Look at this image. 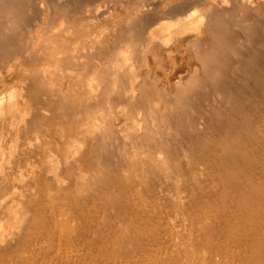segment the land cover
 <instances>
[{
	"label": "bare ground",
	"instance_id": "1",
	"mask_svg": "<svg viewBox=\"0 0 264 264\" xmlns=\"http://www.w3.org/2000/svg\"><path fill=\"white\" fill-rule=\"evenodd\" d=\"M93 1L0 0V62L13 55L6 49L28 51L34 40L25 36L27 25L19 21L25 11L28 15L37 11L41 16L39 31L48 29L45 34L49 37L61 38L60 27L67 22L63 31L73 40L78 36L79 18L62 19L53 25V15L61 12L63 17L64 7L75 3L90 6ZM137 1L116 5L105 1L103 11L101 7L84 8L88 21L96 17L109 20L113 14L118 18L107 34L98 35L94 43L87 41L89 55H77L78 44L68 47L67 39L57 41L61 42L59 50L55 45L46 49V62L52 67L79 66L74 76L62 75L61 70V76L47 72L46 64V68H33L18 85L11 84L15 76L9 80V73L0 78V148L6 149H0V192L10 195L14 190L7 189L8 184L26 181L23 190L27 197L16 203L11 196L14 200L9 205L4 201L5 192L3 200L0 195V204L4 201L3 207L8 205L7 209L0 206L7 210L0 212L4 214L0 216V264H175L169 223L157 203L163 186L158 183L161 173L172 164L170 170L186 164L182 175V167L171 172L185 176L184 189L201 212L190 226L192 234L206 241L203 264H264V105L255 119L251 114L233 116L223 125L224 136L214 143L204 141V132L197 131L198 121L208 122L221 105L220 98L228 99L226 106L231 104L228 96L232 95L221 89L226 83L221 66L241 69L246 54L253 50V56L258 47L264 48V0ZM54 3L63 6L55 11ZM115 52L126 55L113 62L110 56ZM207 84L214 88L211 98L207 93L203 106L196 113L192 108L193 116L187 121L188 144L193 139L199 141L201 152L187 146L191 151H183L181 160L168 149V120L186 109L182 102L190 104L187 99L201 96L200 88ZM101 98L106 104L99 109L103 112L96 114L99 110L94 109L103 104ZM116 108L126 111L121 123L115 120ZM176 109L180 110L174 113ZM55 123L68 125L69 132L57 134L60 137L52 148ZM32 138L36 144L31 143ZM119 142L124 149L130 143L137 152L129 156L130 152L120 151ZM52 149L59 154L53 155L57 160L52 158ZM139 155L143 173L134 178L131 159ZM101 182L109 185L106 190L111 186L115 192L111 189L106 196L104 191L103 212L91 200L93 193L100 192L96 185ZM61 197L70 200L64 199L71 210L70 219L64 217L65 223L54 211V205L61 201L55 204L56 199ZM57 215L62 216L61 212Z\"/></svg>",
	"mask_w": 264,
	"mask_h": 264
},
{
	"label": "rangeland",
	"instance_id": "2",
	"mask_svg": "<svg viewBox=\"0 0 264 264\" xmlns=\"http://www.w3.org/2000/svg\"><path fill=\"white\" fill-rule=\"evenodd\" d=\"M105 1L106 2H109L108 4L109 5H116V4H121L120 2H123V3H128V2H131V3H135V2H138L137 0H126V2H125V0L123 1V0H94L93 1V3L90 5V6H85L84 4H70L69 6H67V7H64V10H63V17H62V15H61V12H59L58 14L59 15H53V25H57L59 22H61L62 21V19H66V21H67V19H71L72 17H74V18H79V21L77 20V19H75L76 20V26L77 27H79V29L77 28L76 29V33H77V35L78 36H76L75 37V39L73 38V40H72V37L73 36H69V35H71V34H66L65 33V31H63V29L66 27V25H67V22L66 23H62L63 25H62V27H60V30L61 31H59V35L61 36V38H58V36L57 37H53V36H51V37H49V34L48 35H46L45 33L47 32V30L48 29H43L42 31L40 30L39 31V27H41V16L37 13V11H33L32 13H30L29 15H28V13L25 11V13L23 14V16H22V18H21V20L19 19V21H20V24H22V25H27L26 27H27V30H26V37H33V42L32 43H30L29 44V50L28 51H25V49H23V50H21V51H18V50H15L14 49V47L13 48H11V49H6L7 50V52H8V50H9V52L11 51V53L13 52V55L6 61V62H3V63H1L0 62V69H1V71H0V78H6V76L8 75V73H9V76H11V78H9V80H11L14 76V78H15V80H14V78L12 79V81H11V84L12 83H14V85H18L20 82H21V79H25L26 80V75L28 76V73H29V71H31L33 68H37V69H42L43 67H45V66H47V65H49V66H47L48 68H46V71L47 72H52V73H57V75H59L60 73V70H61V72H64V73H62V75H64L65 74V76H74L75 75V73H77V71L76 70H78L79 71V69H80V67L79 66H74V65H72V66H70V67H68V68H64V67H52V65H51V63L49 64H47V60H46V58H45V53H46V51H47V53L49 52L48 50H46V49H48L49 47L51 48V47H53L54 45H55V47H56V50H59V46H60V44H61V42L59 43L58 42V44H57V41H60V40H65V39H67L68 40V43H67V46L68 47H71V48H73L74 46H75V44L77 45L78 44V50L77 51H79V53L77 54V55H79V56H87V55H89V50H88V45H87V41L89 42V40L91 39V41L90 42H92V43H94L95 41H97V40H95V39H99L100 37H101V34L102 33H105V34H107V32H109L110 30H111V28H112V26L114 25V23L117 21V17H115L116 15L115 14H113V15H115V16H110L109 18H107V19H109V20H104V18L103 17H96V18H93L91 21L89 20L88 21V18H87V14H86V7H87V9L89 8V9H93V8H95V7H103L104 8V5H105ZM135 1V2H134ZM142 1H148V0H140V2H142ZM156 1V0H155ZM157 1H163V2H165L166 0H157ZM103 2V3H102ZM168 2H171V1H168ZM168 2H165V3H168ZM84 3V2H83ZM96 3H98V4H100V5H98V4H96ZM55 4V6H54V9H55V11H57V10H59L60 8H61V6H63V3H54ZM58 4V5H57ZM93 4H95V6L93 5ZM169 4V3H168ZM85 7H84V6ZM97 5V6H96ZM105 6H107V5H105ZM100 8L99 10L100 11H103V8ZM85 8V9H84ZM63 9V8H62ZM67 10H68V12H67ZM85 10V11H84ZM66 13V14H65ZM85 14V15H84ZM68 16V17H67ZM86 18H85V17ZM82 17H83V19H82ZM112 17H114V18H112ZM36 18V19H35ZM82 19V20H81ZM81 20V21H80ZM114 20V21H113ZM29 22V23H28ZM91 23V25H90V23ZM110 22V23H109ZM81 24V25H80ZM85 25V26H84ZM86 27V28H85ZM88 28V29H87ZM107 28V29H106ZM109 28V29H108ZM95 29V30H94ZM101 29L103 30V31H101ZM85 31V32H84ZM41 32H42V34H41ZM81 33V35L80 34H78V33ZM64 34L65 35H67V38H66V36H64ZM105 34H102V36L103 35H105ZM100 37H99V36ZM96 36V37H95ZM48 37V38H47ZM70 37H71V39H70ZM93 37V38H92ZM98 37V38H97ZM69 38V39H68ZM40 39V40H39ZM59 39V40H58ZM45 40H46V42H45ZM53 40V41H52ZM71 40V41H70ZM93 40H95V41H93ZM82 41V42H81ZM40 42V43H39ZM41 42H43V43H41ZM48 42V43H47ZM78 42V43H77ZM89 42V43H90ZM45 43H47V44H45ZM50 43V44H49ZM16 44V43H15ZM49 44V45H48ZM69 44V45H68ZM81 44V45H80ZM86 44V45H85ZM36 45H37V49H36ZM50 45H53V46H50ZM31 46V47H30ZM81 46H82V48H84L83 50H81ZM84 46V47H83ZM33 47V48H32ZM40 47V48H39ZM32 48V49H31ZM50 48H49V50H50ZM255 48L256 47H254V51H255ZM257 49V48H256ZM45 52H44V51ZM52 50H54V52L56 51L54 48L52 49ZM86 52H85V51ZM15 51V52H14ZM16 51H18V52H16ZM122 51V50H121ZM253 50H251V52H252ZM2 53H3V51H1ZM38 52H39V54H38ZM81 52H83V53H81ZM117 52L118 53H120L119 52V50H117ZM248 52H250V51H248ZM249 53L248 55L246 54L245 56H244V63H242L240 66H241V69H240V67H238L237 69H235L236 70V72H234L233 70H232V68H228V69H224L223 68V65L221 66V72L222 73H224V77L222 78L224 81H226V83H224L225 85L224 86H222L221 87V89H225L227 92H228V94L230 93L232 96H228V98L230 97V99H231V101L229 100V103H231L229 106H226V104H227V100L225 101V99H223V98H220L219 100H220V103L219 104H221V105H218V109L216 110V112L213 114L212 113V115H211V117L209 116L208 117V122H203L202 121V123H201V121L199 120L198 122H200L199 124H198V129H197V131L198 132H204V134L203 135H205V138H204V141H206V142H208V143H214V142H216L217 140H219V138H221L222 136H224V134L226 133V128L223 126V125H225V123L226 122H228V121H230V120H232V119H234L233 118V116L235 117H237V116H242L243 114H247V115H249V114H251L252 115V119H255L256 117V115L258 114V112H259V109H260V107L262 106V105H264V48H259L258 47V51L256 50L255 52L256 53H253V56H252V53ZM33 53V54H32ZM77 53V52H76ZM85 53V54H84ZM15 54H17V55H15ZM31 54V55H30ZM38 54V55H37ZM41 54V55H40ZM42 54H44V57H43V55ZM55 54V53H54ZM115 55H112V56H110V59L113 61V59L114 60H116V58H120V56H125L126 54H117L116 52L114 53ZM254 54H258L256 57H255V55ZM16 57H15V56ZM26 55V56H25ZM28 55H29V57L31 56V59L28 57ZM37 56V57H36ZM20 57H21V59H20ZM26 57V58H25ZM36 57V58H35ZM40 57H41V59H40ZM249 59H248V58ZM16 58H18L17 60H16ZM33 58H35L34 60L36 61H34L33 60ZM45 58V59H44ZM23 59V60H22ZM44 59V60H43ZM23 61V62H22ZM250 61H252V65H251V67L249 68V64H250ZM36 63V65L37 66H35V63ZM113 62H115V61H113ZM18 63V64H17ZM20 63V64H19ZM34 63V64H33ZM47 64V65H46ZM5 65V66H4ZM20 65V66H19ZM9 66V67H8ZM33 66V67H32ZM51 66V67H50ZM74 66V67H73ZM11 67V68H10ZM15 67V68H14ZM20 67V68H19ZM22 67L26 70V72L25 71H22V70H24V69H22ZM32 67V68H31ZM263 67V68H262ZM4 68H6V69H4ZM56 69V71H54L55 69ZM60 68V69H59ZM64 68V69H63ZM71 68V69H70ZM79 68V69H78ZM10 69H11V71H10ZM13 69V70H12ZM20 69V70H19ZM57 69H59V70H57ZM6 70V71H5ZM62 70H64V71H62ZM238 70V71H237ZM243 70V71H245L244 73H243V71L241 72V71ZM7 71H9V72H7ZM70 71V72H69ZM233 71V72H232ZM25 72V73H24ZM14 73H15V75H14ZM27 73V74H26ZM59 73V74H58ZM68 73V74H67ZM73 73V74H72ZM225 73H227V74H225ZM236 73V74H235ZM18 77H17V76ZM2 76V77H1ZM24 76V77H23ZM60 76H61V74H60ZM21 78V79H20ZM85 79H87L86 77H85ZM102 79V78H101ZM141 79L140 78H138V81H140ZM0 81H1V79H0ZM16 81V82H15ZM23 81V80H22ZM86 81V80H85ZM260 84H263V86L262 87H260ZM1 85V84H0ZM208 86V87H207ZM211 85L210 84H207L206 85V87L205 86H203L202 88H200V90L202 91V93H200L201 94V96H198L197 98H196V96H194V98L195 99H199L198 101L196 100L195 102H193V101H190V99L191 100H195L193 97H190L189 99H187V100H189V102H190V104L187 102V101H184L185 102V104L183 105V102H182V107L184 106V108H186V109H184V110H180L181 112H182V114L181 115H179L181 112L179 111H177V109H176V111L174 112V113H177L178 112V115L177 114H175V115H177V116H175V117H172V116H174V114L172 115V116H170V120H168V125H169V122L171 123L170 125H169V129H170V132H169V135L168 136H166L167 138H168V143L167 144H169V146H168V149L170 150V153H176V154H178L179 156H180V159L182 160L183 159V151H184V153L186 152V153H188L187 152V150H190L191 151V148H193L192 150L195 152L196 150L198 151H196V153H200L201 152V150H200V147L198 148V145L197 144H200V142L198 141V142H195V140L193 141V140H191V143L190 144H188V141H190V137H187L186 135L188 134V122H189V118L188 117H190L191 116V114H192V112H193V110H194V112L196 113V111H199L198 109H200L202 106H203V104L205 103L204 102V99L205 98H207L208 96V94L207 93H209L210 95H209V98H211V93H212V90L214 89H211L212 88V86L210 87ZM239 86V87H238ZM238 87V88H237ZM242 87V88H241ZM208 88V89H207ZM238 89V90H237ZM210 91V92H209ZM200 92V91H199ZM203 93H205L204 95H203ZM199 94V95H200ZM207 94V95H206ZM229 94V95H230ZM203 95V96H202ZM260 96V97H259ZM263 96V97H262ZM223 97V96H222ZM238 97V98H237ZM261 97H262V99H261ZM208 98V99H209ZM233 98H234V100H235V103L233 102L234 100H233ZM101 100L103 101L104 100V98H101ZM207 100V99H206ZM205 100V101H206ZM204 103H203V102ZM245 101L247 102V103H245ZM105 101H103V104H102V102H101V104H99L100 106H98L97 108H95L94 110L97 112L99 109H102V108H104L105 107V105L104 104H106V103H104ZM198 102V103H197ZM199 102H200V104H199ZM224 102V103H223ZM240 102V104H238ZM187 104H188V106H187ZM196 104H198V105H196ZM235 104H237L236 106L237 107H234L233 105H235ZM253 104V105H252ZM101 105H102V107H101ZM185 106H187V107H185ZM198 106V107H197ZM224 106H226V107H224ZM231 106V108L230 109H228L227 107H230ZM232 106H233V110H232ZM100 107V108H99ZM178 107H179V105H178ZM188 107H189V109H188ZM200 107V108H199ZM179 108H181V104H180V107ZM192 108H193V110H192ZM239 109V111H238V109ZM123 108H116V110H115V112L116 111H118V112H116V114L114 115L115 116V120L116 121H123L125 118V114H126V111H124V110H122ZM183 109V108H182ZM225 109V110H224ZM227 109V110H226ZM93 110V111H94ZM219 110H221V111H219ZM232 110V111H231ZM94 111V112H95ZM217 111H219V112H217ZM256 111V112H255ZM95 112V113H96ZM99 112V113H98ZM96 114H100V113H102L103 112V110L100 112V110L98 111ZM185 112V113H184ZM232 112V113H231ZM236 113V115H235V113ZM125 113V114H124ZM218 113V114H217ZM123 114V115H122ZM215 114H217V115H219V116H216L215 117ZM262 114H264V112H262ZM187 115H189V116H187ZM193 116V115H192ZM191 116V117H192ZM116 117H117V119H116ZM123 118V120H121ZM181 118V119H180ZM218 118V119H217ZM176 119V120H175ZM212 119V120H211ZM220 119H221V121H222V125H221V121H220ZM202 120V119H201ZM177 121V122H176ZM188 121V122H187ZM217 121H219L220 123H218ZM173 122V123H172ZM119 123H121V122H119ZM184 123V124H183ZM204 124V125H203ZM218 124V125H217ZM179 125V126H178ZM68 127V125H65V126H60V125H58V124H54L53 126H52V136L54 137L53 138V142L57 139V137H58V139H59V137L63 134V132L64 133H67L68 134V132H69V127ZM185 126V127H184ZM222 126V127H221ZM55 127H56V129H57V132H55L56 131V129H55ZM62 130V128H63V131H58V130H60V129ZM173 128V129H172ZM179 128V129H178ZM200 128V129H199ZM188 129V130H187ZM54 130V131H53ZM64 130H66V131H68V132H66V131H64ZM172 130V131H171ZM180 130V131H179ZM222 130H223V132H222ZM174 131V132H173ZM179 131V132H178ZM188 131V132H187ZM208 131V132H207ZM210 131H211V133H212V135H211V133H210ZM60 132H62V134H60ZM175 132H178L179 133V135H177V133H175ZM220 135H216L217 133ZM171 133V134H170ZM224 133V134H223ZM55 134V135H54ZM60 135V136H56V135ZM67 134H65L64 136H67ZM176 135V136H175ZM181 138H179V137ZM189 140H188V139ZM210 138V139H209ZM178 139V140H177ZM206 139H208L209 141H207ZM217 139V140H216ZM34 141V142H33ZM185 141V142H184ZM56 142V141H55ZM55 142H54V146H53V144H52V148L53 147H55L56 146V144H55ZM129 142V141H128ZM171 142V143H170ZM1 143V142H0ZM31 143L32 144H36V141H35V139L34 138H32L31 139ZM120 144H118V145H120V148H121V150L120 151H126L127 153H128V155L129 156H132L135 152H137L136 150H134V149H137V148H134V147H132L131 145H130V143H129V146H127V148L128 147H130L129 149H124L123 148V143H121V142H119ZM186 144V145H185ZM196 144V145H195ZM122 145V146H121ZM195 147H194V146ZM1 146V145H0ZM181 146V147H180ZM187 146L188 147H191V148H189V149H187ZM132 147V148H131ZM3 147H1L0 149H2ZM134 148V149H133ZM197 148V149H196ZM4 149V151H6V149H5V147L3 148ZM2 149V150H3ZM131 149V151H129ZM174 149V150H173ZM183 149V150H182ZM1 150V151H2ZM55 150V151H54ZM133 150V151H132ZM176 150V151H175ZM0 151V152H1ZM52 151H54L53 152V154H52V156L54 155V154H56V149H52ZM138 151H140L139 149H138ZM130 152V153H129ZM133 153V154H132ZM139 153V152H138ZM1 154V153H0ZM57 155H59L58 154V152H57ZM57 155H54L55 157L57 156ZM52 157V158H55V157ZM135 157V159L133 158V159H131V165H132V172H133V177L135 178H139V175L141 174L140 172L142 171V170H140V168L142 167V165H140V163H139V161L140 160H142V155H139V157L138 156H134ZM141 158V159H140ZM58 159V158H57ZM56 158L54 159V160H57ZM138 159H140V160H138ZM136 160V161H135ZM184 160V159H183ZM0 162H1V158H0ZM184 162V161H183ZM1 164V163H0ZM135 164V165H134ZM186 164H183V166H181L180 168H181V173H180V171H179V173L182 175L184 172H186V167H185V169H184V166H185ZM174 168V164H172L170 167H167V168H165L164 167V172L163 173H161L162 174V176L164 177H161L160 178V181L158 182L160 185V189H162V190H159V194H160V192H163V193H161L160 195L159 194H157V203H159L158 204V207L160 206L161 208L159 209L160 210V212L162 213V215H166L165 217H166V221L169 223V231H170V233H171V241H173V243L171 244V245H173V244H175L174 246L176 247V249H174V246L172 247V250H174V251H172V254H173V256H175V258H176V261L177 262H179L180 264H182V261H183V263L185 262H187V264H191V263H193V264H203V261H201V259H203V257H204V254H205V251H206V247L205 246H203V245H206L205 243H206V241H205V243H204V241H202L201 239H200V237H196L195 236V234H192L191 233V226H190V223L192 222V219H193V217H195L196 216V213H197V215H198V213H201L200 211H198V209L197 208H195L196 207V204H197V201H195V199H194V197L192 196H190L189 195V191H187V190H185L184 188V186H185V184H186V181H185V176H180V177H178L177 175L175 176L174 174H172V172L171 171H176V170H180V168L178 167V168H175V169H173V170H170L171 168ZM142 169V168H141ZM170 170V172H168ZM0 171H1V165H0ZM184 171V172H183ZM165 172H166V174H165ZM168 172V173H167ZM142 173H143V171H142ZM1 174V173H0ZM146 174V173H145ZM144 174V175H145ZM163 174H165V175H163ZM147 175H149V174H147ZM171 175V176H170ZM165 176H166V178H165ZM0 177H1V175H0ZM177 177V178H176ZM171 179V180H170ZM166 180V181H165ZM18 181V180H17ZM17 181H13V182H11V184H8V186H7V189H10L11 191H12V188H13V190L14 191H16V194H15V192L14 191H12V193L11 194H13V195H9L8 194V192L6 193L5 191V195H6V198H5V196H3L4 195V192H2L3 194H1V192H0V195H1V197H2V200H3V198H5V200L4 201H7L6 202V204H9V202L12 200H14L13 198H15V200H14V202H20L21 200H24V201H26V199H27V197L25 196V191L23 190V186H25V184H26V181H19V182H17ZM0 182H1V178H0ZM166 182V183H165ZM19 183V184H18ZM102 183V182H101ZM101 183H99V185L97 184L96 185V187L97 186H99L96 190L98 191V189L100 190V192L98 191H96L97 193H96V195H95V193H93V195H95L96 197H98V199L95 197V196H93L92 195V197L93 198H91V200H93L94 202H95V204L97 205L98 204V206L97 207H101L100 208V210L99 211H102L103 212V210H104V208H102V206H103V203H104V201L106 200V196H109L112 192H110V190L111 191H113L114 189L110 186V190L108 191V189H109V185L108 184H106V182H103L102 183V186H104L103 184H105V186L103 187V189H102V187L100 186L101 185ZM163 183V184H162ZM171 183V184H170ZM177 183V184H176ZM21 184V185H20ZM11 185V186H10ZM14 187H13V186ZM16 185V186H15ZM108 185V189L106 190V186ZM19 186V187H18ZM176 186V187H175ZM168 187V188H167ZM15 188L17 189V190H15ZM165 188V189H164ZM173 188V189H172ZM6 189V188H5ZM6 189V190H7ZM157 189H159V187H157ZM176 189V190H175ZM179 191H178V190ZM4 189H2L1 191H3ZM9 190V191H10ZM19 191H21V192H19ZM24 191V192H23ZM94 191V192H95ZM106 192V194H105V192ZM107 191H108V193H109V195H108V193H107ZM10 193V192H9ZM19 193V194H18ZM99 193L102 195H99ZM103 193H104V196H103ZM113 193H115L114 191H113ZM156 193H157V191H156ZM19 196H18V195ZM21 194V195H20ZM184 196H183V195ZM9 195V196H8ZM68 195V194H67ZM106 195V196H105ZM162 195V196H161ZM163 195H164V197H163ZM187 195L189 196V198H190V200H189V198L187 197ZM13 198H12V197ZM20 196H22V197H20ZM186 196V197H185ZM7 197L9 198V199H7ZM100 197V198H99ZM103 197V200L101 199ZM105 197V198H104ZM18 198V199H17ZM68 198H69V196H68ZM66 199V198H64V197H61V198H57L56 199V201L57 202H55V204L56 203H58L60 200V202L58 203V205L59 206H57V204L56 205H54V203H53V205H54V207L56 206V208H54L55 210V216L57 217V219H62L61 221L62 222H68V221H66V220H69L70 219V215H71V210H70V208L68 207V205L69 204H67L65 201H70L69 199ZM163 198V203H162V200L161 199ZM64 199H66L65 201H64ZM0 200H1V198H0ZM18 200V201H17ZM64 201V204L62 205V204H60L61 202H63ZM100 200H101V203H100ZM182 200V201H181ZM3 201V203H5ZM92 201V202H93ZM2 202V201H1ZM0 202V203H1ZM91 202V203H92ZM93 202V203H94ZM161 202V203H160ZM175 202V203H174ZM189 202H190V204H189ZM194 202V203H193ZM3 203H2V205L0 204V206L2 207V208H6L7 209V206H5V207H3ZM10 203H12V202H10ZM67 205H66V204ZM69 203V202H68ZM194 205L193 207H192V204ZM10 205V204H9ZM62 206V208H64V210L62 209V208H59V207H61ZM91 206H92V204H91ZM90 206V204H89V207H91ZM163 206V207H162ZM93 207V206H92ZM66 208H67V210H66ZM58 209V210H57ZM92 209H94V208H92ZM91 208H90V210H92ZM103 209V210H102ZM196 209V210H195ZM0 210H1V208H0ZM56 210H57V212H56ZM60 210V211H59ZM64 212H63V211ZM87 210H89V208L87 207ZM109 210V209H108ZM184 210V211H183ZM189 210V211H188ZM67 211H70V212H67ZM0 212H7V210H5L4 209V211H0ZM60 212H61V214H62V216L61 215H57V214H60ZM68 213H69V215H68ZM101 213V212H100ZM1 214L2 213H0V216H1ZM6 214V213H5ZM178 214V215H177ZM194 214V215H193ZM31 215V214H30ZM67 215L69 216V217H67ZM2 217H4V214H2V216H1V218ZM63 217V218H62ZM66 218V220H65V218ZM168 217V218H167ZM190 217H191V219H190ZM0 218V219H1ZM191 220V221H190ZM110 221H113V218L110 220ZM37 224H38V222H36ZM36 224V225H37ZM185 229V230H184ZM197 234V233H196ZM190 237V238H189ZM199 240L198 242H200L199 243V245H196L195 246V240ZM171 241H170V243H171ZM203 243V244H202ZM202 244V245H201ZM178 250V251H177ZM179 252V253H178ZM184 252V253H183ZM182 253V254H181ZM194 253V254H193ZM180 254V255H179ZM181 257V258H180ZM217 258V257H216ZM214 260H217V259H215V257L213 258ZM180 260H181V262H180ZM177 262H175V264H179V263H177ZM191 262V263H190Z\"/></svg>",
	"mask_w": 264,
	"mask_h": 264
}]
</instances>
